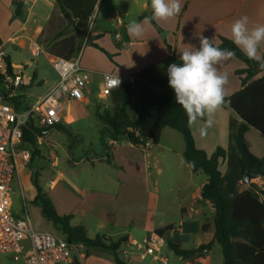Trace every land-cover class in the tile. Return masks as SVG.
<instances>
[{"label":"crops","instance_id":"crops-1","mask_svg":"<svg viewBox=\"0 0 264 264\" xmlns=\"http://www.w3.org/2000/svg\"><path fill=\"white\" fill-rule=\"evenodd\" d=\"M12 1L0 0V11L5 13L6 24L12 18ZM19 1L23 2L24 18L20 19H23L24 22L20 19L13 22L15 25L20 24L15 32L23 29L21 25H26L33 20L36 22L44 20L46 24L57 23V28L67 29L69 24L66 25L63 19L64 14L69 13L70 21L72 19V25L77 35H79V31L82 35L81 31L85 30L92 17L90 13L88 19L85 20L84 16L80 14L77 0L73 3H71L72 0H61L66 12L61 10L58 0ZM99 1L101 0L94 1L93 8L97 6ZM112 1H115L117 5L115 7L109 6L103 14V20L105 23L107 22L108 28L113 27V33H108L106 24H100L96 31L91 32L90 36L93 38L94 44L99 45L113 56V60L107 62L104 58L106 55L91 46L89 47V55L93 61L83 64L89 70L90 78L92 73L94 77L100 78L103 85L106 74H116L122 78L123 84H125L133 81L134 74L152 65L156 66L157 75L164 77L166 73L163 61L170 55L167 44L174 48V55L179 59L180 51L189 45L199 48L201 36L212 40L215 46L220 44L222 37L231 39L230 25L241 16H248L250 25L264 23V0H181L182 8L178 16L169 21L157 22L164 30L166 41L151 21L144 24L146 29L144 35L140 38H134L128 35L127 25L133 20L145 21V18L141 19L140 16L148 10V0ZM35 25L40 27V24ZM116 33L121 36L120 41L116 39ZM12 38V36H8L6 41L1 42L12 43L14 42ZM46 48L44 51L49 59L55 56L69 60L76 59L68 57L72 54L69 49L68 51L65 50V55H62L52 53L50 51L52 50L51 45ZM263 53L264 44H261L259 55L262 57ZM245 68L246 65L236 59L235 56L219 66L218 70L221 73L228 74L225 96L234 95L243 88L241 77L237 75V72ZM35 73V80H37L38 74L36 71ZM263 76L264 70L254 79ZM57 82L58 80L48 83L44 79L40 80V84L47 85L45 94L55 87ZM116 91L114 90L109 95L110 103L108 105H95V113L97 110L103 112L114 109L115 103L112 96ZM85 92L84 100L78 102L89 105L91 100L88 97L90 95L88 87ZM233 115V110L222 107L214 115V124L207 130L205 136L200 134V123L191 126L197 147L206 151L208 155L214 153L217 147H228V123H230V118ZM62 116L64 117L63 114ZM97 120L99 121V118ZM60 125L64 129H53L42 135L43 141L38 142L40 154L33 156L30 164L21 169L14 178L11 195L15 214L22 216L25 212L28 213L29 208L24 189L34 185L33 173H37L41 189L51 199L57 214L72 215L71 224L84 226L90 239L101 236L115 242L124 238L118 255L129 264H161L151 257L141 260L136 250L125 245V243L130 239H144L155 233L157 229L167 226H177V229L170 232L165 238H172V241L182 250H194L200 245H208L214 241L215 209L210 202L201 196L204 185L208 183V178L207 175L203 176L201 172L193 173L190 170L191 167L184 159L185 141L183 137H179L177 134L179 132L165 128L156 148L155 145H152L147 151H143L137 145L124 140L114 143L113 139L102 135V153L100 156L89 150V155L79 157L75 152L70 153L69 145L62 143L61 150L64 153L61 151L62 157H57L52 151L47 152V150L52 146L55 133L60 136L67 133L65 129L70 130L64 120ZM69 125L71 124L69 123ZM251 131H256V129L250 128L246 133L247 143ZM158 154H161L169 162H178L174 170L168 171L171 172L172 185L175 186L171 188V192L175 193L173 199L164 198L160 195L161 190L157 180L153 186L152 169H157V174L162 173L159 167L161 160ZM47 163L51 164V173H53L54 178L50 179L45 187L42 185L40 177L41 174L49 171L46 170ZM173 163L167 164V169H170ZM33 167H36L35 170ZM224 169L226 168L224 167ZM221 171H224L222 167ZM256 182L260 186H264L263 180L257 179ZM17 188L21 192L22 204L20 206L15 195ZM35 195L36 190L32 196L33 199ZM191 209H193L192 212H190ZM172 211L178 212V224L164 220ZM91 234H94L95 237H92ZM166 239L164 248L167 245ZM164 248L162 254L170 260V264H224L222 249L215 243L210 250H204L192 258H183L176 255L172 250L174 256H168L164 253ZM87 252L88 257H86ZM86 253L82 251V256H76L79 264H82L79 257H82L83 261L93 260L90 264H115L110 251H96L99 253L96 255H93L89 250Z\"/></svg>","mask_w":264,"mask_h":264},{"label":"trees","instance_id":"trees-1","mask_svg":"<svg viewBox=\"0 0 264 264\" xmlns=\"http://www.w3.org/2000/svg\"><path fill=\"white\" fill-rule=\"evenodd\" d=\"M58 3L61 10L66 12L61 0H58ZM147 5L148 10L140 16L141 19L151 16L150 0ZM11 9V22L24 18L23 2L13 0ZM84 18L88 19V15ZM151 23L165 40V33L160 25L154 20ZM79 35L82 36L80 32ZM87 41L96 49L105 52L99 45L93 43L90 35ZM167 46L170 55L163 61L166 73L164 77L157 75L155 65L149 66L134 74L132 82L123 84L114 92L113 110L96 111L99 121L104 124L101 133L104 137L128 141L133 145L140 144L141 139L152 140V145H157L165 128L182 134L185 141L184 159L191 167L190 170L193 173L201 172L208 178L201 196L215 209V239L208 245H200L194 250H182L172 238H168L166 239L168 247L176 255L192 258L204 250H210L217 242L222 249L224 264H264V186L256 185L257 189H254L242 183L246 172L264 181V156L256 157L249 150L246 140V133L250 128L264 135V76L254 79L264 68L260 67L259 62L245 56L231 39L224 37L220 39L217 47L232 50L235 58L242 61L246 68L237 72L243 88L234 95L225 96V103L222 106L234 112L228 123L229 145L225 148L217 147L214 153L208 155L206 151L197 147L187 115L183 108L176 104L174 91L168 84V65L180 61L174 55V48L168 44ZM105 54L113 60L111 54L107 52ZM261 58L264 59V53ZM35 79L34 72L31 85ZM14 104L20 106L18 102ZM53 129L64 128L57 125L43 130L33 120L26 124L23 129V142L32 150V158L40 154L38 135ZM65 131L70 135L69 131L66 129ZM223 164L227 167L222 172ZM33 184L36 187L33 203L41 208V215L60 233L59 236L70 244L84 246L86 251L88 249L110 251L115 264H129L118 255L124 238L115 242L101 236L88 238L84 226L71 224L72 215L57 214L51 199L41 189L37 173H33ZM172 229L171 225L157 229L156 233L165 237ZM77 260L75 257L72 264H79Z\"/></svg>","mask_w":264,"mask_h":264},{"label":"built area","instance_id":"built-area-1","mask_svg":"<svg viewBox=\"0 0 264 264\" xmlns=\"http://www.w3.org/2000/svg\"><path fill=\"white\" fill-rule=\"evenodd\" d=\"M115 37L121 40L119 34L116 33ZM5 45L0 42V79L1 87L6 91L0 95V254L12 255L15 264H72L77 255L82 256L81 245L70 244L59 235L36 230L27 212L22 216L15 214L11 187L16 175L32 160V150L23 142L26 124L33 120L43 130L60 125L64 118L59 111L61 103L84 100L90 73L82 67L79 57L75 60L59 56L50 58L58 82L28 107L23 93L31 85L32 78L27 76L26 66L11 60ZM28 48L33 57L45 53L35 40H30ZM116 77V74L104 75L105 95H111L123 85L121 77H118L119 85L114 82ZM15 102L20 106L17 107ZM41 141L43 137L38 135L37 142ZM152 144V140L141 139L137 147L147 151ZM25 209L27 211L26 205ZM176 229L177 226H173L171 232ZM165 239L155 232L141 240L130 239L125 245L133 247L141 260L151 257L161 264H170L162 254Z\"/></svg>","mask_w":264,"mask_h":264},{"label":"rangeland","instance_id":"rangeland-1","mask_svg":"<svg viewBox=\"0 0 264 264\" xmlns=\"http://www.w3.org/2000/svg\"><path fill=\"white\" fill-rule=\"evenodd\" d=\"M94 1L95 0L76 1L79 4V9L81 11L80 14L82 16L85 17V15H88L90 13L92 14L91 20L90 22H88V26L85 28L84 31H81L82 36L80 37H78L79 35H77V32L73 28L72 25L73 22L72 19L70 21L69 13H65L63 19V22H66V25L69 24V27L67 29L66 28L63 29L61 27L57 28L56 27L57 23L55 24L51 22L50 24H46L44 20H40V22H36L33 20L27 23L26 25H21L23 29H21L18 32H15L20 24L17 25L13 24L14 21L11 22V19L6 24L5 13L0 11V36L3 37L2 39L0 37V40L3 42L6 41L5 39L8 36H12L13 37L12 41H14L12 43L9 42L5 45V51L7 52V54L14 63L26 66L25 70L28 77L32 78L33 73L35 71L38 74L37 80H34L33 84L30 85L28 88H26L23 93L25 106L31 107L41 96H43L47 92V85L44 86L43 84H40L41 79H44L47 83L58 80V75L54 71L55 69L53 68L49 57H47L45 53H41L38 57H33L31 55L30 50L28 48L31 39L37 41V43L41 45L43 50L47 49L46 47L51 45L52 50L50 51L52 53L65 55L66 49L67 51L68 49L71 50L72 54L71 56L68 55V57L69 58L74 57L76 59L79 57L82 67H84L83 66L84 63L88 61L90 62L93 61V59L90 57L91 55H89L90 53L89 47L93 45L88 43L87 41L88 36L91 34L92 31L93 32L96 31L100 24H106L105 26L107 27V22L105 23L103 20V14L109 8V6L115 7L117 5L116 2L112 0H101L97 4V6L93 8ZM73 2H75V0H72L71 3ZM20 20L24 22L23 19ZM35 24H40V27L36 26ZM107 29H108L107 30L108 33H113L114 31L113 27L110 28L107 27ZM105 52L102 53L105 54ZM105 55L106 57L104 55L103 56L107 60V62L112 61L107 56V54ZM101 60L103 62V59ZM29 64H31V66ZM88 89L90 90V95H88V97L91 100L89 105H85L84 103L78 101H72V102L63 101L61 103L59 110L64 115L63 120L65 124L67 125L68 128H70V130L68 129L70 135L64 133L60 136H57L55 133L53 135L54 138L52 141V146H50L47 152L52 151L57 157H62L63 155L62 152L64 153V151L61 150V144L66 143V145L70 146L69 147L70 153L73 154V152H75L76 154L79 155V157L89 155L88 153L89 150H91L92 153H96L99 156L101 155L102 153L101 130L104 128V124L97 120L98 117L95 113V105L97 104L108 105L110 103V96L104 94L103 83L101 82L100 78L94 77L92 73L88 84ZM5 92H6L5 89L3 87H0V95H4ZM69 123L71 125H69ZM251 132L252 133L248 135V146H249L248 148L256 157L261 158V156L264 155V136L257 133L256 131H251ZM177 134L179 135L180 138L183 137L182 134L180 133ZM154 147L156 148V145ZM158 155L161 160V165L159 164V167L162 170V173L160 174L159 172L157 174V169H152L153 186L155 184V181L157 180V182L159 183V188L161 190L160 195L164 198L169 197L173 199L175 193L171 192V188L174 185H172L171 172L168 171H171L172 169L174 170V167L178 165V162L174 161L175 163L174 164L173 162H169L168 160H166L163 156H161V154ZM169 163H173V165L170 169H167V164ZM50 165L51 164L47 163L46 170L49 171L44 172L43 174H41L40 177L41 183L45 187L49 183V180L54 178L53 173H51L52 169ZM224 167L226 168L227 165L222 166L223 170H225ZM33 168L35 170L36 167ZM203 176L206 175L203 174ZM256 180L257 178L253 179L252 181L256 185H259L256 182ZM24 193L27 196L26 202L29 208L28 215L30 216L33 222L34 228L40 232H50L59 235L60 233L54 230L52 224L48 222L41 215L40 207L33 203L34 199L32 198V196L35 194V186L31 185L25 188ZM15 195L17 197V202L19 203L17 204L20 206L22 204L21 192L19 191L18 188L15 189ZM178 218H179L178 212L172 211L170 212L169 216H166L164 218V220L165 222L171 221L174 222L175 224H178ZM91 235L92 237H95L94 234ZM81 250L84 253H86V248H84V246H81ZM88 250L92 252L93 255L99 254L96 253V251L101 252V250L98 249H88ZM164 253L168 256H174L173 252L167 245L164 248ZM12 258H13L12 255L0 254V264H15ZM79 258H80L79 261L82 262V264H90L91 261H93L90 259H88L87 261L86 260L83 261L84 259L82 257Z\"/></svg>","mask_w":264,"mask_h":264},{"label":"clouds","instance_id":"clouds-1","mask_svg":"<svg viewBox=\"0 0 264 264\" xmlns=\"http://www.w3.org/2000/svg\"><path fill=\"white\" fill-rule=\"evenodd\" d=\"M151 16L144 22L130 21L127 33L130 37L140 38L145 33L144 24L149 21H169L181 12V0H150ZM232 43L249 59L260 63L264 68V59L259 55L264 44V23L250 25L248 16H241L230 25ZM235 53L213 44L212 40L201 36L200 45L180 51L179 63L167 67L168 84L175 94V102L185 111L189 126L201 124V136L214 124V115L225 103V86L228 74L221 73L219 66L233 58ZM114 82L120 84L118 76Z\"/></svg>","mask_w":264,"mask_h":264},{"label":"water","instance_id":"water-1","mask_svg":"<svg viewBox=\"0 0 264 264\" xmlns=\"http://www.w3.org/2000/svg\"><path fill=\"white\" fill-rule=\"evenodd\" d=\"M242 120V119H241ZM257 177L254 176V174H251L249 172H246L243 179L242 183L245 185H248L254 189H257L256 184L252 181L253 179H256ZM215 245H219L217 242H215Z\"/></svg>","mask_w":264,"mask_h":264}]
</instances>
